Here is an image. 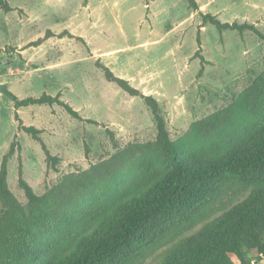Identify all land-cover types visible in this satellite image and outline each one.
<instances>
[{
	"label": "rangeland",
	"instance_id": "374dc122",
	"mask_svg": "<svg viewBox=\"0 0 264 264\" xmlns=\"http://www.w3.org/2000/svg\"><path fill=\"white\" fill-rule=\"evenodd\" d=\"M206 1L196 0L200 5ZM209 1L213 5L204 14L222 23L252 24L264 35V0ZM7 3L12 11H0V165L16 140L7 183L22 204L26 199L17 182L19 166L34 193L42 195L62 176L112 155L107 130L121 146L154 140L150 110L141 99L108 83L96 61L157 101L172 141L184 137L193 122L230 105L264 69L263 40L250 31L220 33L210 24L203 26L185 0ZM47 31L53 37L31 45ZM198 31L200 49L195 56ZM62 33L83 42L58 38ZM2 86L20 100L60 93L83 120L96 124L78 121L57 105L18 109L22 123L39 130L50 154L58 157L55 165H47L40 144L17 130L12 100ZM250 191L239 185L225 187L129 264H157L172 247L243 201Z\"/></svg>",
	"mask_w": 264,
	"mask_h": 264
},
{
	"label": "trees",
	"instance_id": "16d2710c",
	"mask_svg": "<svg viewBox=\"0 0 264 264\" xmlns=\"http://www.w3.org/2000/svg\"><path fill=\"white\" fill-rule=\"evenodd\" d=\"M198 11L195 0H185ZM0 11L12 8L0 0ZM202 25L218 32L250 31L264 41L254 25L222 23L199 12ZM202 26V27H203ZM197 35L198 56L200 49ZM83 42L69 33L59 34ZM53 37L47 31L31 45ZM203 64V58L200 57ZM105 80L150 110L156 127L154 140L119 145L107 130L114 153L86 170L66 174L42 195L22 177V204L7 183L8 161L16 140L0 165V264H129L166 232L191 219L225 187L251 188L249 195L197 233L181 240L157 264H262L264 262V69L230 105L190 125L188 133L172 141L157 101L142 94L109 68L95 62ZM201 73V72H200ZM12 100L17 130L41 146L47 165L52 156L39 137L25 126L17 110L57 105L72 118L83 120L66 102L43 93ZM16 139V137L14 138Z\"/></svg>",
	"mask_w": 264,
	"mask_h": 264
},
{
	"label": "crops",
	"instance_id": "0c3cea01",
	"mask_svg": "<svg viewBox=\"0 0 264 264\" xmlns=\"http://www.w3.org/2000/svg\"><path fill=\"white\" fill-rule=\"evenodd\" d=\"M196 1V0H195ZM197 3V2H196ZM197 5H198V11H197V13L199 14V12H201V13H203L205 10H206V7L207 6H211V5H213L212 3H211V1H209V0H207L206 2H205V5H200L199 3H197ZM204 14V13H203ZM216 17V16H215ZM252 25V24H251Z\"/></svg>",
	"mask_w": 264,
	"mask_h": 264
}]
</instances>
